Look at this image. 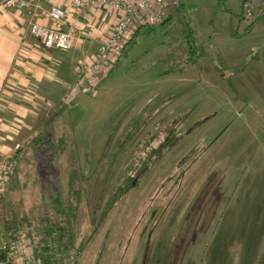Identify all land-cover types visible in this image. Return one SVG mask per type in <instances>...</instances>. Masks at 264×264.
I'll use <instances>...</instances> for the list:
<instances>
[{
	"label": "rangeland",
	"instance_id": "374dc122",
	"mask_svg": "<svg viewBox=\"0 0 264 264\" xmlns=\"http://www.w3.org/2000/svg\"><path fill=\"white\" fill-rule=\"evenodd\" d=\"M182 1L170 21L138 30L96 91L77 89L75 82L50 111L42 143H30L0 163L7 168L0 208L9 224L41 220L52 200L67 197L69 171L77 170L75 264H144L156 242L183 238L186 204L197 191L200 200L216 203L232 184L241 186L257 174L250 158L258 157L254 147L264 148V18L248 30L253 19L241 16L242 0ZM97 49L92 41L70 55L82 60ZM150 112L154 116L140 137L149 131L161 133L155 141L163 140L173 129L176 142L106 213L128 159L113 156L114 147L135 116ZM60 136L68 144L57 157L60 147L52 141ZM126 183H119L116 194ZM194 221L205 225L208 214L195 208ZM26 246L14 249L19 264L27 263Z\"/></svg>",
	"mask_w": 264,
	"mask_h": 264
},
{
	"label": "crops",
	"instance_id": "0c3cea01",
	"mask_svg": "<svg viewBox=\"0 0 264 264\" xmlns=\"http://www.w3.org/2000/svg\"><path fill=\"white\" fill-rule=\"evenodd\" d=\"M43 5L49 7L47 1ZM93 12L80 19L71 11L68 16L79 29L88 27L85 31L89 39L78 51L86 50L92 41L99 47L119 18V14L110 16L105 10ZM31 21L55 25L45 12L32 14L0 6V163L42 131L50 111H56L58 104L63 103V96L77 80L79 59L70 55L77 49L44 48L30 33ZM254 153L258 157L250 161L257 174L241 186L232 184L225 193L218 194L216 203L211 200L205 203V197L200 200V190L197 191L195 198L186 204L183 238L170 243L156 242L144 264H238L240 251L242 264H264V250L256 252L264 240V173L260 174L264 171V148L258 151L254 147ZM195 204L198 207L192 206ZM195 208L208 214L205 225H196ZM2 214L0 208V248L5 245ZM214 214H218V223L213 231Z\"/></svg>",
	"mask_w": 264,
	"mask_h": 264
},
{
	"label": "built area",
	"instance_id": "2783aa9c",
	"mask_svg": "<svg viewBox=\"0 0 264 264\" xmlns=\"http://www.w3.org/2000/svg\"><path fill=\"white\" fill-rule=\"evenodd\" d=\"M49 7H44V2ZM182 0H0L2 8H15L21 11H30L32 14L45 12L55 23L53 26L36 21L29 24L30 33L39 40L47 49L73 50L79 48L86 40L87 31L78 28L76 23L68 19L70 11L79 19L88 16L94 10H111L119 16L110 34L100 42L97 52L88 58L78 61L77 89L96 91L97 83L106 70L114 66L120 59L124 46L129 43L139 27L154 26L163 23L173 11L181 4ZM241 13L245 18L256 19L264 17V0H243ZM77 21H79L77 19ZM74 88V89H75ZM70 99L66 98V102ZM70 103V102H69ZM6 166L0 165V179L7 176ZM29 221V220H28ZM23 220L18 224L17 234L25 231L26 239L21 240L15 248L25 247L27 263L38 264L33 255L35 243L39 240L41 220ZM28 247V248H27ZM14 248V249H15ZM14 254V250H13ZM77 248L74 246L65 254L64 264H75ZM17 261L21 257L14 255ZM19 263V262H18Z\"/></svg>",
	"mask_w": 264,
	"mask_h": 264
},
{
	"label": "trees",
	"instance_id": "16d2710c",
	"mask_svg": "<svg viewBox=\"0 0 264 264\" xmlns=\"http://www.w3.org/2000/svg\"><path fill=\"white\" fill-rule=\"evenodd\" d=\"M183 6V2L174 10V12L180 10ZM172 16V15H171ZM243 18L244 15L241 13ZM167 18L163 23L170 21ZM261 18L254 19L248 26V30L251 29L254 24ZM139 27L135 34L138 32ZM134 34V35H135ZM193 47L196 49V44ZM152 112L144 113L135 116L131 121L127 129L125 130L122 140H119L116 147H114L113 156L117 155V158L128 157L126 165L121 170L118 184H116L112 195L113 203L106 206L105 212L111 211L112 208L119 202L120 197L127 191L128 187L137 184L138 177L144 174L158 159L164 154L165 150H169L173 146L177 139V132L172 129V136L164 138L160 137L157 141L156 137H159L161 133H153L148 131L147 135L140 137L142 132L150 123L153 118ZM43 132H39L34 138L26 144L41 142L44 140ZM52 143H58L60 149L58 156H61L67 148V137L60 136ZM123 145V148L120 146ZM25 146V147H26ZM118 147V148H117ZM18 149L11 157L7 158L5 162L13 160L17 156ZM38 151V150H37ZM78 172L75 168L69 171V185L67 197L63 199L57 197L52 200L46 207V212L41 214V226L39 228V240L35 243L33 249V255L38 264H64L65 254L73 247V231L74 225L78 216V205L81 193L80 180L77 175ZM126 187L122 190V194L119 196L116 194L119 183L126 182ZM128 186V187H127ZM115 196V199H114ZM3 216V214H2ZM4 218V232H5V245L0 248V263L3 264H19L16 257L13 254V250L16 245L19 244L18 223L9 222ZM29 220L25 217L24 220Z\"/></svg>",
	"mask_w": 264,
	"mask_h": 264
}]
</instances>
